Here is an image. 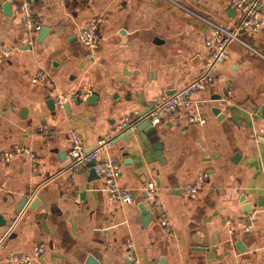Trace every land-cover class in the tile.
I'll return each instance as SVG.
<instances>
[{
    "label": "crops",
    "instance_id": "1",
    "mask_svg": "<svg viewBox=\"0 0 264 264\" xmlns=\"http://www.w3.org/2000/svg\"><path fill=\"white\" fill-rule=\"evenodd\" d=\"M30 1L34 19L49 29L42 40L0 0V47L12 51L0 61V154L16 145L39 160L37 167L28 155L0 161V264H14L8 252L38 244L45 252L34 264H85L89 254L99 264H131L129 255L141 264H264V26L242 35L259 55L231 43L217 82L194 95L204 124L188 123L180 110L152 125L145 118L153 98L202 71L208 28L201 18L237 21L232 0ZM100 16L99 42L89 48L78 34ZM39 70L50 85L31 82ZM84 89L97 98L70 101L67 112L56 107L58 93ZM126 116L135 125L120 131ZM73 133L85 152L108 140L102 156L118 162L130 203L108 200L90 160L72 165ZM201 174L196 196H185ZM150 180L169 230L146 195Z\"/></svg>",
    "mask_w": 264,
    "mask_h": 264
},
{
    "label": "built area",
    "instance_id": "2",
    "mask_svg": "<svg viewBox=\"0 0 264 264\" xmlns=\"http://www.w3.org/2000/svg\"><path fill=\"white\" fill-rule=\"evenodd\" d=\"M67 2L82 0H65ZM16 7L23 16V27L31 36L38 32L42 25L34 19L32 3L30 0H8ZM232 7L238 13V19L235 22L221 21L217 22L208 18H201L208 28L207 37L204 40L206 49V61L201 73L187 84L175 90L169 95H158L153 98L149 105L146 117L152 125H157L165 119L174 118L182 110L186 121L192 124H204L206 116L201 112L199 101L194 97L196 93L204 90L206 87L216 83L218 80V69L228 59L231 43L241 45L246 51L259 55V52L244 38L243 34L258 33L264 26V13L262 0H232ZM104 21V17H96L88 22L86 27L78 34L81 43L89 48H95L99 42L98 27ZM28 45L33 44L32 37L27 40ZM11 50L0 47V61L11 55ZM32 83H43L50 85V77L44 70H39L31 77ZM92 95L91 89L77 90L70 95L58 93L55 97V105L62 109L63 104L74 100H86ZM136 120L131 116H126L119 126L120 131L132 129ZM258 134L264 137V126L258 130ZM72 143L69 149V156L72 165L80 167L88 160H94V170L100 175L105 184V190L110 202L119 201L130 203L131 194L128 189L121 186L120 166L113 157L102 156V152L108 144V140L99 138L89 152L84 151L82 139L79 134L73 133ZM16 155H28L33 167H37L39 160L30 152L29 149L21 146H13L0 154V161L7 162ZM206 177L201 174L191 185L183 188L185 196L193 198L200 189V183ZM147 197L152 201L153 208L156 211L160 225L166 229L171 228V222L163 205L158 199L157 187L153 180L145 185ZM247 229V228H246ZM11 227L6 234H9ZM45 252L43 244L35 245L28 253L10 251L7 253L5 260L14 264H34ZM131 264H141L140 260L134 255H129Z\"/></svg>",
    "mask_w": 264,
    "mask_h": 264
},
{
    "label": "water",
    "instance_id": "3",
    "mask_svg": "<svg viewBox=\"0 0 264 264\" xmlns=\"http://www.w3.org/2000/svg\"><path fill=\"white\" fill-rule=\"evenodd\" d=\"M3 8H4V10L8 14L11 13V5L8 2L3 5ZM48 30H49L48 27H45V26L41 27V29L38 32L39 40H42V38L46 35V33L48 32ZM94 98H97V95L96 94H92L89 97L88 102H91V100H93ZM47 103H48L49 109L51 111H54V108H55L54 107V101L52 99H50ZM68 106H69V103L68 102H66V103L63 104V109L66 112L68 111ZM220 112L221 111H220V108L219 107H214L213 108V113H215L216 115L219 114ZM145 120L147 122H150V120L148 118H145ZM149 138L150 139H153V138L155 139L156 137L150 134ZM153 148L156 149V150H160L161 144L157 141L156 143H154V147ZM94 164H95V161L94 160H90L89 161V166L91 165V167H92V171H90V176H94V172H95V170L93 168L94 167ZM26 202H27V199H23L22 204H24ZM37 203H38V199L37 198L33 199L32 201H30V207L35 206ZM4 226H6V221L3 220V219H1L0 220V227H4ZM206 245H207L206 243L200 244V246H206ZM85 264H99V263H98L97 259L93 255L89 254L86 257Z\"/></svg>",
    "mask_w": 264,
    "mask_h": 264
}]
</instances>
